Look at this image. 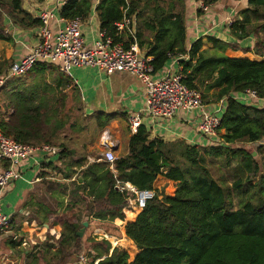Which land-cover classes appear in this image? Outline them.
Returning <instances> with one entry per match:
<instances>
[{
	"label": "trees",
	"instance_id": "trees-1",
	"mask_svg": "<svg viewBox=\"0 0 264 264\" xmlns=\"http://www.w3.org/2000/svg\"><path fill=\"white\" fill-rule=\"evenodd\" d=\"M195 1L211 7L223 0ZM229 1L241 6L229 28L231 34L239 42L250 37L260 40L264 36V0ZM95 2L70 0L60 15L65 20L85 21ZM128 6L127 15L136 19L137 43L152 59L156 73L166 69L173 58L187 56L179 62L184 83L200 91L204 100L213 94V103L226 102L220 115V141L203 147L150 140L146 128L141 127L130 139L128 154L117 159L113 170L107 163L87 166L86 157L68 161L78 152L71 151L66 138L61 139L65 123L58 115L66 107L65 92L72 79L61 73L58 64L39 63L29 74L50 69L55 78L45 87L49 96L40 88L17 86L9 102L14 112L8 120L0 121V129L25 145L49 144L61 149L58 159L65 162L61 171L68 182L46 180L52 177L49 172L40 174L48 189L63 197L74 185L70 195L75 201H66L75 206L60 205V220L67 231L56 235L51 227L46 230L48 241L58 246L54 264H69L73 241H80L77 233L84 227V215L88 223L95 220L102 224L94 237L95 259H105L99 264H264V158L258 161L257 154L233 148L243 142L264 141V61L255 58L264 59V42L251 50L210 38L216 52L212 54L203 50L202 39L190 46L187 43L186 0H99L95 10L101 31L115 42H124L126 49L133 40L128 37L125 42L115 25ZM144 13L147 17L142 19ZM203 13L198 11L199 16ZM5 17L25 29L41 26L39 19L23 9V0H0V40H10ZM17 84L18 80L11 86ZM248 90L255 91L259 99L244 102L241 98ZM113 118L98 116L96 133ZM91 137L89 144L93 143ZM257 153L264 156V146ZM218 161L226 162L225 167L232 163L227 176L213 174L215 169L220 171ZM77 174L83 183L78 178L69 184ZM117 181L154 191L156 196L144 209L130 206L126 194L117 191ZM257 201L262 205H256ZM78 207L83 210L78 212ZM120 230L122 235L117 234Z\"/></svg>",
	"mask_w": 264,
	"mask_h": 264
},
{
	"label": "crops",
	"instance_id": "crops-1",
	"mask_svg": "<svg viewBox=\"0 0 264 264\" xmlns=\"http://www.w3.org/2000/svg\"><path fill=\"white\" fill-rule=\"evenodd\" d=\"M64 1L65 0H23V9L34 19H39L43 11L52 12L54 18L51 21V29L56 34L65 26V20L60 15ZM188 1L191 3V5H189L187 20V43L189 46L197 40L202 39L203 50H213V43L208 41L210 38H215L227 43H238L242 48L251 50H254L256 44L263 43V41L254 37L239 42L231 34L226 18L232 8L225 7L226 0H223L215 6H211L202 16H199L197 11V6L200 2L194 0ZM98 3L99 0H96L89 18L83 21L82 33L85 43L89 48L94 46L101 31V23L95 10ZM232 4L234 6L239 5V3ZM4 22L6 25V34L10 36V40H0V76L7 72L13 63L19 62L28 55L33 47L37 45L39 38L38 28H22L7 17H5ZM123 38L124 41L127 42V36ZM255 58L257 59L259 57ZM176 68H178V64L175 65L174 59H172L167 68L160 72V74H165L170 69L176 70ZM112 74L114 73L102 72L92 68H75L73 70L72 86L67 90L73 88V84L81 89L83 99L87 103V112L89 114L95 115L98 113L100 115L114 116L106 132H109L110 139L113 140L115 146L114 153L118 159L119 157H125L129 152V142L134 135L129 129V116L142 112L144 109L145 90L142 83L129 74ZM2 92L3 90L0 92V96ZM242 100L244 102L251 101L248 98ZM225 107L226 102L222 100L218 103L207 105L206 111L220 116L223 114ZM3 111L4 109L0 105V113H3ZM187 113L186 111H178L172 119L157 121L145 117L141 127L146 128L150 140L160 139L168 143L184 141L191 146H210L213 141L203 136L198 129L200 112L193 111L189 112L190 114ZM4 119L6 120V118L0 116V121ZM100 134H102V132ZM100 134H98V138L94 143L87 144L86 146L83 144L80 147L82 152L84 150L85 154L78 152V145L69 146L71 151H77L78 153L68 161L78 162L86 157L87 166L90 164H102L99 160L101 155L104 154L105 149L103 148L102 136ZM99 149L104 151L101 155L94 156V151ZM63 162L64 161H59L58 156L48 160L38 157L36 159L32 158L23 161L16 166L17 171L21 174V178L14 181L11 186L5 190L7 191L6 195L5 192L4 196L2 194L3 192L1 193L3 211L13 218L14 223L10 233L0 234V264H22L21 256L12 248L16 247L19 249L17 250L19 252L25 249L24 251L29 259L31 253H34L35 250L30 244L31 241L39 243L48 241L46 230L51 227V224L47 223L51 218V214L49 212V207L41 204L39 196L37 195L44 187H46L48 192L52 193V191L48 189L47 184L40 174L49 172L52 177L46 180L68 182L63 179L64 176L61 180L53 177V175L59 176L62 174L61 169L55 171L53 169L55 166L60 167L61 164H63L64 169L65 162ZM51 164L53 167H50ZM1 167H4V165H0V169ZM74 170H77V168H74ZM78 178L82 177H79L78 174L75 175V177L69 181V184L76 182ZM66 194L67 192L64 193L63 198H68ZM19 214L20 226L16 224L17 215ZM31 219L36 220L35 225H32ZM88 224L90 227H93L91 222ZM41 229H43V231ZM40 230L42 232H40ZM56 235H58V233H56ZM99 239L97 240H102L101 237ZM81 257L84 256H79L78 264H80ZM96 261L98 260L95 259L92 263L95 264ZM88 263L86 259L85 264Z\"/></svg>",
	"mask_w": 264,
	"mask_h": 264
},
{
	"label": "built area",
	"instance_id": "built-area-1",
	"mask_svg": "<svg viewBox=\"0 0 264 264\" xmlns=\"http://www.w3.org/2000/svg\"><path fill=\"white\" fill-rule=\"evenodd\" d=\"M70 0H65V6ZM192 1V0H191ZM195 1V0H194ZM198 10L207 12L210 6L199 3ZM129 6L124 10L123 19L116 23L119 35L131 38L130 49H126L124 42H115L106 32L100 31L98 39L93 47H87L82 33L83 20H65V26L56 34L51 29V21L54 18L52 12L43 11L39 20L38 43L19 62L13 63L7 72L0 76V92L11 80L21 79L27 76L39 63H51L60 65L61 73L73 79L75 68H92L107 73H126L139 80L145 90L144 109L142 112L129 116V129L136 134L141 128L143 119L149 117L155 121L172 119L178 111L200 112L199 132L214 142H219L218 131L221 126V118L217 114L206 111V103L200 91L189 88L185 83L179 62L187 60V56L175 57L174 63L178 68L170 69L165 74L156 73L152 65V59L146 57L136 39V19L128 16ZM237 11L231 9L226 22L229 28L233 25ZM249 100L259 99L255 91H246ZM264 146V141L251 143ZM102 145L105 149L100 162L107 163L114 169L117 157L114 153V143L108 133L102 137ZM257 148V149H258ZM61 153V149L49 144L25 145L16 142L5 135L0 129V234L10 233L13 228V218L4 213L1 193L14 181L21 178L16 166L28 159L42 157L55 158ZM118 192L125 193L127 203L144 209L156 196L154 191L140 190L129 182H116ZM98 260L95 264H98ZM80 264H85L86 259L80 258Z\"/></svg>",
	"mask_w": 264,
	"mask_h": 264
},
{
	"label": "rangeland",
	"instance_id": "rangeland-1",
	"mask_svg": "<svg viewBox=\"0 0 264 264\" xmlns=\"http://www.w3.org/2000/svg\"><path fill=\"white\" fill-rule=\"evenodd\" d=\"M226 6L227 8H232V10L235 8L237 13L239 12L241 6L240 5H233L232 2H230L229 0H226ZM187 5H188V10H189V5H191V3L186 0ZM147 15L142 14V19L146 18ZM260 41L264 42V36H262L260 38ZM209 52H211L212 54H215L216 52H214L213 50H209ZM258 61H264V59L261 58H257ZM116 74V73H114ZM112 74V75H114ZM129 76V75H128ZM55 78V75L49 70L46 71V73L43 74H39V73H34L33 75L28 74L27 76H25L24 78L21 79H16L14 81H11L8 83V85L3 89V92L0 96V105L3 107L4 111L3 113H0L1 117L6 118V120H8V118L13 114V108L11 106H9V102H10V94L12 92H14L18 87L17 86H21V88L25 87L27 89H32V88H40L41 92L44 94V96H49V92L45 90V87L47 84H52L53 80ZM18 80V84L16 86H10L13 85L16 81ZM141 84V83H140ZM22 90V89H21ZM66 95H67V102H66V107L63 111L59 112L58 115V120H61L65 123V128L64 130H62V132H60V136L61 139L66 138V140H64L65 143H67L69 146H73V145H78V152H82L81 150V146L83 144H85V146L87 144H89V136H93L91 137V139H93V143L96 141V139L98 138V133H96V129H97V117L100 116V114L96 113L94 114H89L87 112V103L85 102V100L83 99V94L81 93V89L78 86H74L73 84V88L66 90ZM206 105H209L211 103H213L215 101V97L213 96V94H211L207 99L204 100ZM52 109H54V106L52 107ZM187 114H190L189 112ZM111 121L109 119L107 126L101 131L102 134H100L102 137L106 132L107 129H109V126L111 124ZM193 122V121H192ZM193 125V124H192ZM89 129V132L87 133V130ZM98 130V129H97ZM89 135V136H88ZM100 136V138H101ZM110 137V136H109ZM102 139V138H101ZM111 142H113V140L111 139ZM233 148L235 149H244V150H248L251 153L257 154L256 155V159L258 161H262L264 156H261L257 153V148L258 145L256 144H251V143H247V142H243L237 145H233ZM104 150L99 149L94 151L93 155L94 156H99L102 154ZM83 153L85 154L84 150ZM117 157V156H116ZM210 163V162H209ZM218 163V164H217ZM217 163H215V165L217 164V167H219L220 171L218 169H215L213 171V174L215 176H219V174L222 172L224 173L226 176L229 174V172L232 171V163L230 162V166L229 167H225L227 164H224L226 162H222V161H218ZM60 169L63 168V164L60 165L59 167ZM52 176V175H50ZM53 177L55 179L61 180L63 178V175L60 174L59 176H55L53 175ZM11 186V185H10ZM10 186H8L5 190H7ZM73 185L70 186V190H73ZM3 190V196H4V192L6 195V192ZM69 191H67V196L68 198H63V195H60V192L58 193H51L48 192L46 187H44L43 189H41L38 192L39 199L41 204L46 205L47 207H49V212L51 214V218L49 219V221L47 222L48 224H51L52 227V231L54 234L58 233V231H67L65 225L61 222L60 220V215H61V203L64 206H68L70 208H72L74 204L72 203H68L66 200H70V201H74V197L71 196L69 193ZM2 196V197H3ZM264 202V195H263V200ZM3 202V200H2ZM247 203V202H245ZM256 205H262V202H254ZM244 204V203H243ZM75 206V205H74ZM244 205L240 206V208H243ZM41 208L43 209V207L41 206ZM239 208V209H240ZM78 212H81L83 209L81 207L77 208ZM87 217L86 215H84L82 217V221L84 223L87 222ZM95 220H90V222L92 223L93 227L88 226L87 228H85L83 237L80 238V241H73L74 243V248L72 250L73 253V257H71L68 262L69 264H78L79 261V256H84V258H86L88 260V264H93L92 262H94L95 257H96V252L94 250L95 247V232L98 231L99 228V223ZM32 225L36 224V220L31 219ZM88 223V222H87ZM16 224L20 226V214L17 215V219H16ZM18 226V228H19ZM43 228V227H41ZM43 231V229H41ZM40 230V232H42ZM97 230V231H95ZM118 235H121V232L118 231L117 232ZM100 240V239H99ZM55 242V241H54ZM54 242H44V243H39V242H32L31 241V246L35 249L34 253H31V255L29 256L30 258L28 259L27 254L25 253V249H22V252L17 251L19 249H17L16 247L12 248L15 252H17L19 254V256H21V261L22 264H32L34 261H37V264H54V252L58 249V246L56 243ZM52 246V247H50ZM6 249V248H5ZM33 257V258H31Z\"/></svg>",
	"mask_w": 264,
	"mask_h": 264
},
{
	"label": "water",
	"instance_id": "water-1",
	"mask_svg": "<svg viewBox=\"0 0 264 264\" xmlns=\"http://www.w3.org/2000/svg\"><path fill=\"white\" fill-rule=\"evenodd\" d=\"M81 179V182H83V178H80ZM89 226V224L86 222L84 223V227L82 228V230L80 232L77 233V236L79 238H82L83 237V234H84V231H85V228H87ZM105 259H102L100 262L104 261ZM99 262V263H100Z\"/></svg>",
	"mask_w": 264,
	"mask_h": 264
}]
</instances>
